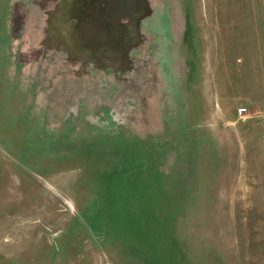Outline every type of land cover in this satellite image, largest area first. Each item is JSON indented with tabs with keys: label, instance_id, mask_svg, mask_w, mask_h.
I'll use <instances>...</instances> for the list:
<instances>
[{
	"label": "rangeland",
	"instance_id": "1",
	"mask_svg": "<svg viewBox=\"0 0 264 264\" xmlns=\"http://www.w3.org/2000/svg\"><path fill=\"white\" fill-rule=\"evenodd\" d=\"M249 52L264 0H0V264H264Z\"/></svg>",
	"mask_w": 264,
	"mask_h": 264
},
{
	"label": "crops",
	"instance_id": "2",
	"mask_svg": "<svg viewBox=\"0 0 264 264\" xmlns=\"http://www.w3.org/2000/svg\"><path fill=\"white\" fill-rule=\"evenodd\" d=\"M243 56L242 58H238L237 62L241 61V66L239 67L240 71V78L242 80V85L240 88L235 85L234 87V106L239 104V106H243L247 110L250 108H254L255 104H258L259 100L262 103L264 101V75L260 73L257 75L256 68L257 64V57H254L253 52L247 53V57ZM246 59V63L244 62ZM253 69V74L250 72ZM236 69L234 72L235 80H236ZM249 71V72H248ZM246 73H251L246 74ZM251 81V83H249ZM261 87H259V84ZM236 83V82H235ZM225 95V90H224ZM223 91H222V83L221 88L219 89V97L222 98ZM246 113L244 115H246ZM251 117V116H250Z\"/></svg>",
	"mask_w": 264,
	"mask_h": 264
},
{
	"label": "built area",
	"instance_id": "3",
	"mask_svg": "<svg viewBox=\"0 0 264 264\" xmlns=\"http://www.w3.org/2000/svg\"><path fill=\"white\" fill-rule=\"evenodd\" d=\"M245 113H246V108L245 107H243V108L240 107V108L237 109V114L239 116H243Z\"/></svg>",
	"mask_w": 264,
	"mask_h": 264
}]
</instances>
